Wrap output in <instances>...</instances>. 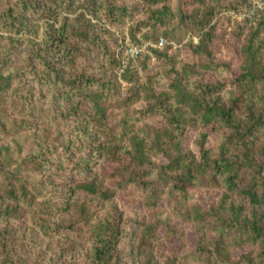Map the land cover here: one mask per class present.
<instances>
[{
	"label": "rangeland",
	"instance_id": "1",
	"mask_svg": "<svg viewBox=\"0 0 264 264\" xmlns=\"http://www.w3.org/2000/svg\"><path fill=\"white\" fill-rule=\"evenodd\" d=\"M113 1L112 14H107L101 3H97L98 9H93L91 4L74 3L73 11L61 10L58 19L45 13L42 16L29 14L27 26L33 30L22 33L15 59L5 69V73L14 72L31 49L42 47L49 25L59 28L64 17H69L68 26L75 27L72 43L77 49L75 63L71 62V57H63L51 70L37 66L46 76L29 75L14 82L4 101V110L10 112L16 108L29 112L34 127L18 133L0 130V160L17 161L23 155L18 144L26 149L36 148L48 136L50 141L66 147L57 146L46 159L42 172L31 176L42 182L38 187L44 195L41 201L57 202L63 190L91 177L103 181L105 187L114 191L109 200L82 193L72 197L71 203L79 200L94 210L91 225L80 226L72 233H43L31 221L32 210L24 208L22 220L12 223V235L25 239L17 250L27 264H90L93 228L100 222H112L119 230L118 264H204L205 261L200 257L197 260L194 254L198 244L206 241L209 247L213 238L220 235L227 236L231 243V261L264 264L259 240L238 247L234 244L236 232L230 230L234 211L240 209L241 219L255 213L264 231V203L254 209L240 190L250 180V169H244L239 188L229 187L221 177L219 186L194 185L186 193L176 194L172 185L162 186L161 181L162 191L158 200H153L152 191L142 186L143 181L158 179V167L168 164L170 153L177 151L178 141L166 135L172 131L171 113L180 112L177 106L185 108L183 118L198 120L184 133L181 147L185 153L199 159L210 150L208 155L214 157L225 142L229 152L239 155L242 161L245 150L256 155L264 176V151L261 150L264 132L256 138L249 136L245 146L227 143V129L218 121L204 124L200 115L193 112L192 102L179 101L171 86L176 78H181L188 90L196 92H200L199 85L219 84L221 90L212 97L229 104L243 85L241 75L251 63L245 47L260 23L263 28L257 41L263 43L261 58L264 62V16L260 12L244 16V12L251 13V3L246 8L227 9L238 0H204L203 4L198 0ZM61 7L67 6L61 3ZM162 8L169 11L164 26L153 14ZM179 9L192 18L183 17ZM208 9L220 11L216 10L202 25L200 21ZM80 20L83 21L80 23ZM209 29L215 35L213 40L198 47ZM0 33L4 34L1 30ZM81 75L94 79V83L86 86L83 78H77ZM93 94H99L106 107V124L114 128L116 135L125 132L128 135L122 137L124 145L131 146V137L144 140V146L148 145L150 166L146 165L148 169H145L144 165L141 172L149 168L151 172H146L144 178L131 179L130 168L125 167L130 161L128 154L119 161L106 156L89 161L86 151L103 139L94 120L97 109L91 101ZM151 95L162 98L156 101L150 99ZM151 102L152 107L156 104L157 112L150 111ZM158 139L165 142L161 147L165 151L154 149L161 146L156 143ZM196 211L205 213L199 222H196ZM187 215L192 218L185 219ZM47 217L53 222L68 224L75 215L57 212Z\"/></svg>",
	"mask_w": 264,
	"mask_h": 264
},
{
	"label": "trees",
	"instance_id": "2",
	"mask_svg": "<svg viewBox=\"0 0 264 264\" xmlns=\"http://www.w3.org/2000/svg\"><path fill=\"white\" fill-rule=\"evenodd\" d=\"M204 3V0H198ZM153 2H157L153 0ZM61 3H65L67 7L62 8ZM74 3L91 4L93 9H98L97 3H101L106 9L107 14H112L114 5L113 0H0V130L4 132L18 133L21 130L34 127L29 119V112H23L14 108L10 112L5 111V103L7 93L11 90L14 82L25 78L29 75L37 77L46 76L37 70V66L44 67L45 70H51L57 60L63 57H71V62L75 63L76 48L73 46L75 41L74 26H68L69 17H64V21L59 28H55L53 24L49 25L47 36L45 37L42 47L31 49L26 56L25 61L14 72L5 73V69L9 67L15 59L17 53L16 47L21 44V36L25 30L32 31L27 26L28 15L42 16V13L55 19L59 18L60 11L67 13L72 12ZM250 0H238L235 4L227 7L228 10L246 8L249 6ZM92 9V10H93ZM220 11V9H216ZM208 9L205 17L200 23L206 24L217 11ZM59 11V12H58ZM183 17L187 16L179 9ZM155 19L161 26L166 24L165 16H168L167 8L156 10ZM83 20H80V23ZM200 26L199 23H196ZM263 26L252 34L245 52L250 65L244 69L241 75L239 94L225 105L219 99H213V95L221 90V86L206 83L200 86V92L190 91L185 86L181 78L174 79L172 89L177 92L179 101L186 104L187 100L191 101L193 112L200 115L204 124L213 121L220 122L228 131L225 137L227 143L236 147L248 145L247 138L256 136L264 132V62H262L263 43L257 41ZM212 29V28H211ZM207 30L198 47L207 45L214 36ZM83 78L84 84L90 86L94 83V79L86 77V75L77 76ZM85 78V79H84ZM15 97V96H12ZM159 101L162 97L150 96V99ZM11 102L12 98H10ZM91 101L97 109V115L94 120L102 134V142L86 151L89 161H97L99 157L106 156L109 160H121L123 155L130 158L129 163L125 165L126 169L130 168L132 180L144 178L146 172L142 173V167L148 169L149 165L148 148L144 140L131 137V146L124 145V138L127 134L116 135L113 127L106 124L105 106L99 99V94L91 95ZM180 110L179 114H172L169 118L170 131L167 136L176 139L177 151L170 153V162L166 165L158 167V179L143 181L142 186L152 191V199L158 200V194L161 193L162 186L172 185L173 190L178 193H186L189 188L194 185L202 186H219L223 177L231 188H239V182L243 178L244 169H250V180L245 188L240 189L241 192L249 198L252 206L258 207L264 203V176H262V165L257 163L256 155L244 151L245 160L242 161L239 155L229 152V147L223 142L214 157L208 155L210 150H206L202 156L197 159L195 155L187 154L181 145L184 139V133L189 126H194L198 122L197 118H183L185 108L177 106ZM150 111L157 112L156 104L152 107L150 103ZM199 118V117H198ZM124 136V138H122ZM127 143L129 141H126ZM41 145L26 149L22 144H18L23 155L18 157L17 161L3 162L0 160V264H27L17 248L23 246L25 239L12 235V225L19 222L23 218L24 208L32 210L31 221L40 231L48 233H72L78 227H88L93 222L94 210L92 206L85 202L76 200L71 203V198L77 193L88 196L98 197L102 200H109L114 196V191L104 186L103 181L98 182L95 177L90 179L77 181L72 186L63 190L59 194L57 202L53 200L41 201L44 195L41 194L38 187L42 183L31 178L37 175L47 165L46 159L50 157L56 150L55 140L50 141L45 136ZM161 146H154L156 150H162L161 147L165 142L156 141ZM152 145V144H151ZM66 145L61 148L65 149ZM152 150V146L149 147ZM264 151V147L261 149ZM213 157V158H212ZM150 166V165H149ZM90 167V166H89ZM172 177L171 181L170 178ZM164 180V181H163ZM223 181V182H224ZM156 203V202H155ZM72 213L75 218L67 223L53 222L50 216L52 213ZM234 219L230 230L236 232L234 244L238 247L247 245L259 240L264 251V231L260 225V220L253 213L251 217L245 216L241 219V210L234 211ZM196 222L201 221L205 217L203 211H196ZM189 220L192 217L187 215L184 217ZM194 218V219H195ZM13 223V224H12ZM152 227V226H151ZM150 227V228H151ZM118 227L112 222H100L96 225L91 233L90 247V264H118L116 257L118 243ZM227 236L220 235L213 238L210 246L206 241L198 244L194 254L197 260L200 258L205 261L204 264H242L240 261L235 263L232 260V246L226 239Z\"/></svg>",
	"mask_w": 264,
	"mask_h": 264
},
{
	"label": "built area",
	"instance_id": "3",
	"mask_svg": "<svg viewBox=\"0 0 264 264\" xmlns=\"http://www.w3.org/2000/svg\"><path fill=\"white\" fill-rule=\"evenodd\" d=\"M250 3L252 4V7L250 9L249 13L244 12L243 15H252V13L260 12V15L263 17L264 16V0H250Z\"/></svg>",
	"mask_w": 264,
	"mask_h": 264
}]
</instances>
